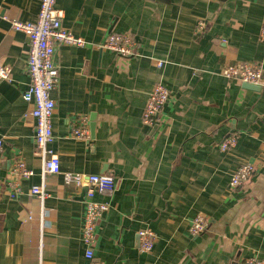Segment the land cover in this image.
Here are the masks:
<instances>
[{"label":"crops","instance_id":"1","mask_svg":"<svg viewBox=\"0 0 264 264\" xmlns=\"http://www.w3.org/2000/svg\"><path fill=\"white\" fill-rule=\"evenodd\" d=\"M41 0H0V264H242L264 260V85L228 80L221 70L240 61L263 65L264 0H58L63 26L83 47L56 50L59 82L52 93L54 141L63 171L110 174L112 195L96 194L109 209L99 221L94 256L82 241L86 187L46 178L45 219L30 190L43 182L35 156L28 85V37L7 18L35 20ZM200 19L205 28L197 31ZM111 33L135 37L137 54L117 56L98 47ZM163 61L162 67L157 62ZM171 91L158 123L142 114L155 84ZM87 118L90 140L74 137ZM240 133L236 147L222 140ZM23 160L34 175L13 170ZM253 162L251 181L229 189L231 174ZM21 192L12 198L13 185ZM210 226L193 236L194 217ZM44 225V226H43ZM152 229L151 252L139 231Z\"/></svg>","mask_w":264,"mask_h":264},{"label":"built area","instance_id":"2","mask_svg":"<svg viewBox=\"0 0 264 264\" xmlns=\"http://www.w3.org/2000/svg\"><path fill=\"white\" fill-rule=\"evenodd\" d=\"M58 0H41L40 9L35 20L23 21L7 18L11 27L16 32H22L28 37L29 51L27 58L28 85L23 92V99L29 105V115L34 120L35 127V156L42 162L41 185L31 187L30 193L36 196L41 204V219H45V200L49 197L45 180L50 175H61L65 185L77 188L86 187L84 222L82 229V241L86 246L85 256H94V244L97 241L99 221L107 212L109 206L105 202L95 199L96 194L112 195L117 186V181L110 174H86L82 172L63 171L59 155L51 147L54 141L52 120L56 108V102L52 97L53 91L59 82V68L56 63V50L60 45L83 47L87 41L73 31L63 26V12L57 8ZM206 26L203 19L197 25V31L201 32ZM264 43V24L259 35ZM138 43L135 37L128 33H111L98 45L101 49L113 51L117 56L132 58L137 54ZM163 61H158V67H162ZM221 74L228 80H236L252 85H264L263 65L258 62L240 61L229 64L221 70ZM0 79L12 81V70L9 66L0 65ZM171 91L162 82L155 84L152 89L146 107L142 114L145 125L155 126L164 114L167 103L171 100ZM87 118H83L78 128H75L74 137L90 140ZM240 133L233 132L226 136L220 149L227 151L237 146ZM4 148V141L0 139V154ZM14 172L23 179H29L34 175L23 160H18L13 168ZM256 170L253 162L242 163L231 174L229 189L237 190L251 181ZM21 192L19 182H16L10 193L15 198ZM44 226V225H43ZM210 220L204 215H197L190 225V233L199 236L207 232ZM140 249L143 252H151L155 246L157 236L150 228L139 231ZM242 264H264V260L258 257H248Z\"/></svg>","mask_w":264,"mask_h":264},{"label":"water","instance_id":"3","mask_svg":"<svg viewBox=\"0 0 264 264\" xmlns=\"http://www.w3.org/2000/svg\"><path fill=\"white\" fill-rule=\"evenodd\" d=\"M245 87L249 88L251 90H259L261 88L260 86L252 85V84H248V83H245Z\"/></svg>","mask_w":264,"mask_h":264}]
</instances>
